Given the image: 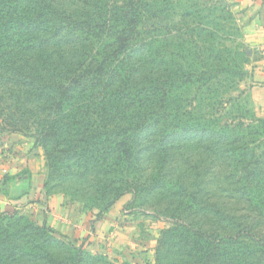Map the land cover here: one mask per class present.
I'll return each instance as SVG.
<instances>
[{
    "label": "trees",
    "instance_id": "trees-1",
    "mask_svg": "<svg viewBox=\"0 0 264 264\" xmlns=\"http://www.w3.org/2000/svg\"><path fill=\"white\" fill-rule=\"evenodd\" d=\"M176 5L0 0V131L33 137L43 189L92 200L96 218L126 193L156 208L169 226L151 264H260L264 118L232 94L246 71L223 42L231 28L204 40L194 5L180 7L178 41L160 44L153 18ZM0 264L118 263L12 210L0 211Z\"/></svg>",
    "mask_w": 264,
    "mask_h": 264
},
{
    "label": "crops",
    "instance_id": "crops-1",
    "mask_svg": "<svg viewBox=\"0 0 264 264\" xmlns=\"http://www.w3.org/2000/svg\"><path fill=\"white\" fill-rule=\"evenodd\" d=\"M243 21V42L248 58L244 70L251 83L249 94L255 115L264 118V0L256 3L253 12ZM33 143V140L26 138L28 148L25 153ZM0 149V211L22 207L35 222L45 223L69 241L81 242L86 239L87 247L91 250L120 249L122 241L126 239L124 243L128 251L145 264L147 248L139 243L134 234L137 221L127 216L121 221L117 220L123 201H118L99 218L85 215L80 220L81 214L64 196H44V162L41 155L32 153L30 157H23L22 147L15 143Z\"/></svg>",
    "mask_w": 264,
    "mask_h": 264
},
{
    "label": "rangeland",
    "instance_id": "rangeland-1",
    "mask_svg": "<svg viewBox=\"0 0 264 264\" xmlns=\"http://www.w3.org/2000/svg\"><path fill=\"white\" fill-rule=\"evenodd\" d=\"M178 1V0H177ZM182 5H176L173 9L175 11H170L167 15H161L163 19H157L156 17L153 18L155 24H160V44L165 43V39L167 38L169 41L172 42L174 45V40L178 41L179 35L176 33V30L180 28L178 20L181 19V11L180 7L185 10L188 6H193L192 10L189 11L190 15V22L197 24H202L206 30H210L213 32V36L209 38L207 34L203 35L204 40L208 41H215L221 42L220 37L222 33L218 32L217 27L215 24L219 26H224L226 28H231L233 38L231 41H223L229 48L234 51H238L240 55L238 56V63L244 69L245 63L248 62V58L245 57L242 52L245 50V44L243 42V32L242 27L244 25V19H246L251 12H253L256 3L259 4V1L262 0H179ZM229 4L230 12H225L223 10L224 4ZM186 4V5H184ZM191 8V7H190ZM146 23H150L152 21L145 20ZM169 23L171 26V31L166 30L163 26L164 24ZM227 30V29H226ZM230 33V32H229ZM172 45V46H173ZM171 46V47H172ZM170 47V50H171ZM244 61V62H243ZM247 74V73H246ZM251 86L250 79L248 76H243L242 79H238L235 85V90L233 91L234 97L238 98V101L245 105L252 114L255 115V111L252 105V100L249 94V87ZM27 139H31L34 142V138L28 134H21L19 132H12L9 130L0 131V148H5L6 146H10L11 144H19L22 147L23 152L25 154L23 157H30L31 154L41 155L43 157L44 162V152L41 146L36 145L33 143L28 150V154L24 151L28 148L25 144ZM25 140V141H24ZM30 146V144H29ZM1 150V149H0ZM44 164V172H43V182L47 176V170ZM27 171V170H25ZM33 183V182H32ZM30 184V183H29ZM43 184V183H42ZM33 185H35L33 183ZM43 194L45 197L52 195V194H60L65 197L66 201L70 203L78 213L81 214V219L85 217V215L96 216L98 209L95 207L92 200H87L84 197L75 194L73 191L58 187L55 183H50L48 187L43 189ZM28 198V197H27ZM34 197H31V199ZM131 194L126 193L123 199L120 201L124 202V204L120 207L118 211V219L123 220L126 216L136 220V227H135V238L139 241V243L143 244L146 247L144 260L146 261L145 264H151L154 262V253H155V246L157 243V238L160 234V231L164 228L169 226V223L166 222L164 216L157 211L156 208L151 206L150 204H143L141 200L134 199L131 202ZM126 202H129L128 205ZM256 207L255 211L252 215L255 232H261L264 228V203H262L261 199L256 200ZM126 204V205H125ZM22 209L18 208L15 211L20 214H24L28 216V218L32 219L31 215L25 213ZM262 209V213L260 212ZM12 211V209L10 210ZM84 215V216H83ZM127 240L122 241V246L120 249L117 247H109L102 251H96L95 249H89L87 247L88 241L85 239L81 242H73L76 245H82L85 250H87L90 254H99L106 257L108 260L116 261L118 264H142V259L134 257L129 251L128 247L125 246ZM91 244V243H90ZM251 261L257 262V260L253 258L250 259ZM260 264H264L261 260Z\"/></svg>",
    "mask_w": 264,
    "mask_h": 264
}]
</instances>
